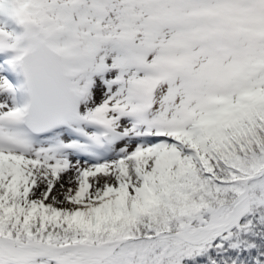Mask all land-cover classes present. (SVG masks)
Masks as SVG:
<instances>
[{"label":"snow or ice","instance_id":"snow-or-ice-1","mask_svg":"<svg viewBox=\"0 0 264 264\" xmlns=\"http://www.w3.org/2000/svg\"><path fill=\"white\" fill-rule=\"evenodd\" d=\"M0 264H264V0H0Z\"/></svg>","mask_w":264,"mask_h":264}]
</instances>
